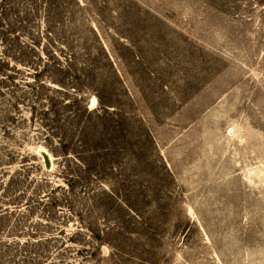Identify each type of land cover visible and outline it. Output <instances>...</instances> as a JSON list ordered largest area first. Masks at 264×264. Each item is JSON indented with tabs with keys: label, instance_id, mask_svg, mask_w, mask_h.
Returning <instances> with one entry per match:
<instances>
[{
	"label": "rangeland",
	"instance_id": "obj_1",
	"mask_svg": "<svg viewBox=\"0 0 264 264\" xmlns=\"http://www.w3.org/2000/svg\"><path fill=\"white\" fill-rule=\"evenodd\" d=\"M1 6L0 264H264V0Z\"/></svg>",
	"mask_w": 264,
	"mask_h": 264
},
{
	"label": "trees",
	"instance_id": "obj_2",
	"mask_svg": "<svg viewBox=\"0 0 264 264\" xmlns=\"http://www.w3.org/2000/svg\"><path fill=\"white\" fill-rule=\"evenodd\" d=\"M0 10H1L0 16L4 15L6 10H4L3 6L0 7ZM4 36H5V34H3V33L0 34L1 41H4ZM8 53H10L9 50L2 52V54L0 55V75L3 76L1 81H3V79L9 78V76L5 73L8 70L6 68L8 65V60H7L8 56H9ZM0 88H1V86H0Z\"/></svg>",
	"mask_w": 264,
	"mask_h": 264
},
{
	"label": "bare ground",
	"instance_id": "obj_3",
	"mask_svg": "<svg viewBox=\"0 0 264 264\" xmlns=\"http://www.w3.org/2000/svg\"><path fill=\"white\" fill-rule=\"evenodd\" d=\"M95 100V99H94ZM45 151V150H44ZM45 153V152H44ZM52 164V163H51Z\"/></svg>",
	"mask_w": 264,
	"mask_h": 264
}]
</instances>
